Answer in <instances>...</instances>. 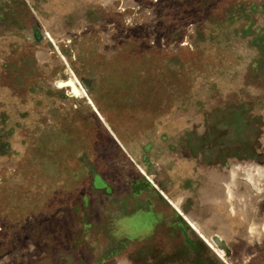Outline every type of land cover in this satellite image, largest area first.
I'll return each instance as SVG.
<instances>
[{
  "label": "rangeland",
  "instance_id": "rangeland-1",
  "mask_svg": "<svg viewBox=\"0 0 264 264\" xmlns=\"http://www.w3.org/2000/svg\"><path fill=\"white\" fill-rule=\"evenodd\" d=\"M125 239L264 264V0H0V264H124Z\"/></svg>",
  "mask_w": 264,
  "mask_h": 264
},
{
  "label": "crops",
  "instance_id": "crops-1",
  "mask_svg": "<svg viewBox=\"0 0 264 264\" xmlns=\"http://www.w3.org/2000/svg\"><path fill=\"white\" fill-rule=\"evenodd\" d=\"M100 188V187H99ZM147 212H149L150 214H151V212H150V209H148L147 208ZM133 215V214H132ZM132 215H130V214H125L123 217H125L126 219H129V218H131L132 217ZM160 228H161V226H159L158 225V223L156 222H154L153 223V226H152V231L151 232H148V234H156V233H158L159 232V230H160ZM138 230V232H143V227H141V228H139V229H137ZM137 233V232H136ZM128 241V239H125L124 240V246L126 247H124V250L126 251V250H128L129 249V243L127 242ZM145 247V248H144ZM142 249L140 248V250H146L147 248H146V246H144ZM115 253V252H114ZM130 254V249H129V251H126V252H124V255H125V258L123 259V263L124 264H129V262H128V259L130 258V257H128V255ZM142 254V255H141ZM140 254V257H139V259H140V261L138 262V264H152V259L154 258V255L152 254V252H151V250H146V251H144L143 253H141ZM142 260H143V262H142ZM133 261H131L130 260V264L132 263Z\"/></svg>",
  "mask_w": 264,
  "mask_h": 264
},
{
  "label": "bare ground",
  "instance_id": "bare-ground-1",
  "mask_svg": "<svg viewBox=\"0 0 264 264\" xmlns=\"http://www.w3.org/2000/svg\"><path fill=\"white\" fill-rule=\"evenodd\" d=\"M68 84H70V88L73 90V92L75 93V95H78L81 91V86L79 83H77L76 81L74 82H69ZM65 85H67V83H65ZM82 91L85 92V90L82 89ZM86 93V92H85ZM90 102H92V100L90 99ZM176 205V203H174ZM188 221L190 222V224L192 225V227L194 229H196L199 234L209 243V245L214 249L215 252H217L221 257L223 256V250L218 248V246L214 245L204 234L203 232H201V230L199 229V227L191 220L188 219Z\"/></svg>",
  "mask_w": 264,
  "mask_h": 264
},
{
  "label": "water",
  "instance_id": "water-1",
  "mask_svg": "<svg viewBox=\"0 0 264 264\" xmlns=\"http://www.w3.org/2000/svg\"><path fill=\"white\" fill-rule=\"evenodd\" d=\"M217 242H218L219 244H221V243L219 242V240H217Z\"/></svg>",
  "mask_w": 264,
  "mask_h": 264
}]
</instances>
